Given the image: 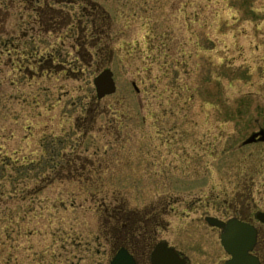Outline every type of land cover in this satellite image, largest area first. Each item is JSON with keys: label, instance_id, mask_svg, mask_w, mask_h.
Here are the masks:
<instances>
[{"label": "rangeland", "instance_id": "374dc122", "mask_svg": "<svg viewBox=\"0 0 264 264\" xmlns=\"http://www.w3.org/2000/svg\"><path fill=\"white\" fill-rule=\"evenodd\" d=\"M106 68L116 92L97 101ZM260 129L264 0H0V230L20 221L18 264H109L111 210L224 264L205 218L260 226L264 143L241 147Z\"/></svg>", "mask_w": 264, "mask_h": 264}, {"label": "water", "instance_id": "95a60500", "mask_svg": "<svg viewBox=\"0 0 264 264\" xmlns=\"http://www.w3.org/2000/svg\"><path fill=\"white\" fill-rule=\"evenodd\" d=\"M97 100L113 95L116 91L113 74L109 69L100 72L92 81ZM256 141L264 142V132L252 134L243 142V145L252 144ZM256 220L264 225V213L256 214ZM205 222L208 226L217 228L220 233V244L226 254L230 257L226 264H260L259 260L251 255L256 244L257 231L247 223L236 219L221 221L216 218L207 217ZM150 264H187L186 259L181 258L174 249L168 247L167 243H158L150 253ZM109 264H136L133 257L120 248Z\"/></svg>", "mask_w": 264, "mask_h": 264}, {"label": "trees", "instance_id": "16d2710c", "mask_svg": "<svg viewBox=\"0 0 264 264\" xmlns=\"http://www.w3.org/2000/svg\"><path fill=\"white\" fill-rule=\"evenodd\" d=\"M95 37H102L101 34H94ZM243 147V146H241ZM68 178V177H67ZM70 179L74 180V177H69ZM13 218V217H12ZM109 222H111V225H112V228H110V232H109V235H108V238H109V245L112 249L116 250L118 249V245H119V238L121 237V241L123 240L122 238L125 237V234L126 231L124 230L123 231V228L125 227L124 226V223H123V220L125 219L124 218V215L122 212H120L119 210H114L112 211L111 210V213L109 215ZM9 225L5 226L4 228H2L0 230V234H5L6 238H0V257L2 258V251H5V249H8V252L6 251L4 253V257H11V258H8L7 260L4 259L5 261V264L8 263V264H18V252L17 250L19 251V248L21 247L20 246V243H19V240H20V237L18 238V234L15 233V238H12L10 237L8 234L9 232H15V230L13 228H11L10 226L12 227H15L16 229L20 228V224L18 222V219L16 217H14L13 219L9 220ZM117 224H119V226H117ZM139 234L141 233H136L135 234V239H138V236ZM151 237H149L147 240L150 241V245H152V240L154 238V232L152 234H150ZM18 238V240H17ZM134 238V237H133ZM140 238V236H139ZM127 243V241H126ZM130 245H133L132 243H128ZM153 247V246H152ZM151 246H150V249L151 250ZM11 251V252H9ZM13 251H15V255L14 257H12V253ZM17 252V253H16ZM17 260V262L15 263V261Z\"/></svg>", "mask_w": 264, "mask_h": 264}, {"label": "flooded vegetation", "instance_id": "af4514ba", "mask_svg": "<svg viewBox=\"0 0 264 264\" xmlns=\"http://www.w3.org/2000/svg\"><path fill=\"white\" fill-rule=\"evenodd\" d=\"M59 26V25H58ZM97 34H99V33H97ZM136 92L138 93V91L136 90ZM257 143H264V142H256L255 144H257ZM259 212H262V211H257L254 215H253V219L258 223V225H260V226H262L263 228H264V225L263 224H260L257 220H256V214L257 213H259ZM262 213H264V211L262 212ZM156 214V213H155ZM152 219H153V217H151ZM214 218H216V217H214ZM218 219V218H217ZM229 219H236V220H238V221H241V222H244V223H247V224H250V225H252L255 229H256V231H257V238H256V244H255V246H254V248H253V251L251 252V254L254 256V257H256L258 260H259V262H260V264H262V260H261V258H260V256H259V253H258V244H259V234H260V226L257 228L256 226H255V224H253L252 223V221L250 220V219H247V218H245V217H243V218H241V217H238V216H233V217H230V218H227V219H225V220H221V219H218V220H221V221H228ZM123 223H124V226L126 227V234H125V237L124 238H122L123 240L121 241V237L119 238V240H118V242H119V245H118V249H120V248H124L125 250H127V252L133 257V259H134V261H135V263L136 264H139V256L140 255H142V257H144V258H147V260H148V264H150V262H149V256H150V253H151V250H149L150 249V246H151V248H153L152 246H154L155 244H157V243H160V242H165V243H167L164 239H159V240H156L155 241V238H153V240H152V245H150L151 243H150V241H148V240H144V242L143 241H141L140 239H139V236H141V234H139V236H138V239H135V235H131V234H129V232H128V230H127V222H126V220H123ZM117 226H119V224H117ZM155 233V232H154ZM155 236V235H154ZM134 237V238H133ZM126 241H127V243H126ZM138 242H142L143 244H141V246H139V243ZM128 243H132L133 245H130V244H128ZM167 245H168V247H170V248H172V249H174L175 251H176V253L181 257V258H184V259H186V262H187V264H189V261H188V259L181 253V252H179V251H177L173 246H170L168 243H167ZM140 250V251H139ZM226 254V253H225ZM228 259H229V256H228ZM224 264H226V260L224 261Z\"/></svg>", "mask_w": 264, "mask_h": 264}]
</instances>
